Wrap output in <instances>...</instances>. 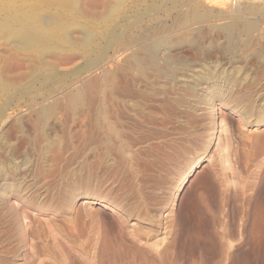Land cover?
<instances>
[{
  "label": "rangeland",
  "instance_id": "1",
  "mask_svg": "<svg viewBox=\"0 0 264 264\" xmlns=\"http://www.w3.org/2000/svg\"><path fill=\"white\" fill-rule=\"evenodd\" d=\"M24 1L28 4H25ZM55 1L38 0L36 3L37 0H22L20 3L22 2L29 7L20 8H24L23 12L31 11L40 16H55L59 20V25L68 28L74 39L60 41L59 45L56 44L58 40H54V44L60 46L59 49L50 50V52L47 50L45 51L46 54L42 56V51L36 49V53L33 50L34 47L21 48L12 42L10 37L3 35L2 38L0 35V69L4 73V77H7L6 80H9L6 85L8 89L6 88L7 90L0 93V123L19 125V131L15 129V132L13 131L14 126H12L13 129L11 128V130L14 133L12 132L9 139L21 146V150L19 148L16 155L18 165L20 168H24L21 175L30 172V174H26L30 179L28 182L30 187L35 189L39 184L42 187L39 192L41 189L43 191L40 199H38L41 207H28L31 212L41 216L35 237L28 240L26 244H22L19 255L14 257L13 264H81V259L90 254L89 247L94 239L98 241L97 245L99 246L97 247L101 248L104 237H119L120 230L128 231V228L135 222H139L140 224H138L145 228L155 227L154 229L165 231L163 223L167 220L166 216L171 213L176 216L175 234L162 233L159 236L152 234L149 237L150 242L161 239L163 236L169 240L165 238L164 241L162 240L161 248L163 250L160 248L159 252L165 253L164 256L167 258L162 259L157 264H264V233L260 235L252 227L255 225L256 216L253 220L252 217L256 215L262 197L259 195L261 194L260 191L258 193L247 188L246 193L249 197L246 193L244 195L238 193V199L232 201L228 206L230 211L228 223H226L228 229L226 236L218 235L219 237H217V234L214 235L212 232L202 236L194 234L193 230H190L193 224L189 217L190 213L186 210L187 205L189 204L190 208V203H192L191 196L201 186L200 180L208 174L212 164L214 167L215 164H218L219 168L222 167L221 156L224 154L225 144L228 145L226 148L230 154L229 158L233 168L224 171L228 173L229 179L233 180L228 184L229 191L234 192L236 191L235 188L239 189L243 186L245 173L242 174L240 171L238 156L244 150L243 148L249 149L248 143L250 141L245 138H248L247 136L251 135V132L252 134L258 131L264 132V125L256 123L257 117L252 115L249 119L253 120L252 123L245 125L244 122V126L239 118V109L242 103H239L240 108L237 107L239 108L237 109L231 103L223 104L217 101L214 116L211 109L205 108L207 112L204 114L206 110L200 106L197 107L198 105L194 103L192 110L195 114H191V118L185 115L177 117L174 116L175 114L169 117L168 135L163 139L162 137L159 138L160 135L157 134L160 128V125L157 124L154 125L155 128L153 129L155 130H152V134L146 132V137L141 136V134L134 136L132 133H128L130 132L128 113L125 111L128 110V55L134 45L131 44L130 40L140 38V40L148 41V34L145 32L148 28H154L155 32L159 30L158 34L152 36L151 39L163 36L170 38L175 47L171 52L175 56L178 55L177 57L180 59L189 58V60L194 61L196 52L193 50L194 48L190 47L189 42L201 43L210 51V53L207 51L210 54L206 57L208 62H217L228 68L229 74H238V77L246 74L248 82L254 83L256 87L262 86L263 91L259 92L253 99L258 109L263 107L264 66L261 65L258 58L252 56L254 54L251 53L252 50L250 49L245 53L242 51H236L233 54L223 53L219 44H224V36L218 30L232 19L219 20L220 15L224 12L240 11L249 5L263 7L264 0H120L119 2L116 0H99L100 2L98 0H78L80 9L78 6L75 8L70 0ZM2 2H0V9L2 10H0V19L15 16L16 11L11 3ZM116 2L120 4V9H117L112 15L109 6L117 5ZM31 4H37V6ZM7 8L8 10H6ZM194 9L197 11L209 10L215 15L213 18L211 17L212 20L200 25L205 27L208 24H213L217 29L213 31L214 33L206 34L205 32L198 35L195 28L199 26L193 25L190 26L193 28L192 34L187 36L186 31L175 28L179 22L178 19H182L180 16L183 17L184 14L187 15ZM235 19L239 22L237 18ZM258 20L261 23L260 28L263 30L262 16L258 17ZM36 23L43 25V22L40 21H36ZM165 27L167 31L166 29L163 30L164 32L161 31V28ZM6 37L8 38L6 39ZM87 37H90L91 40L85 43ZM263 38L264 35L260 43L264 45ZM27 48L30 49L26 50ZM198 62L194 61L195 64ZM240 88L242 87L240 86ZM248 94L250 93L248 92ZM200 97L199 100H203V96L200 95ZM91 104L93 107L92 110H89ZM95 105L100 106L99 111L110 108L108 116L115 113L109 117V124L99 123L98 120L91 122L92 119L96 118L95 112H91L96 111L94 110V108L97 109ZM43 106L52 107L55 111L47 119L44 130L49 135L50 140L59 142V146L48 150L45 148L46 142L44 141L45 157L41 159L31 148L37 134L34 118L36 112ZM70 106L73 107L72 109L76 107L79 110L72 111ZM118 106L125 108V114L124 111L123 113L120 112L123 108H118ZM33 110L35 111L33 112ZM224 113L226 114L224 115ZM89 116L94 118L91 119ZM222 116L226 119L227 130L222 133L223 135L221 134L219 139L217 129L220 127L219 122ZM157 119H161L160 115ZM214 119L217 124L216 136L214 135L212 138ZM93 124L96 126L94 127ZM108 125L110 127H107ZM180 126L183 129H180ZM99 128L101 133L103 130L105 131L103 136L98 132ZM3 129L5 130V128ZM7 130H9L8 133H11L10 128ZM129 134L134 138L128 136ZM108 135L111 137L105 139ZM150 135L153 137L150 138ZM99 137L101 141H99ZM169 144L174 149L170 150ZM223 144L224 147H222ZM64 147L67 149L65 148V152L58 162L61 169L59 172L53 173L55 155L58 154L60 148ZM55 149L58 151L56 152ZM211 156H213V160H209ZM202 158L205 159L199 167L193 170L197 160ZM38 164L42 168L44 167L42 172L45 173L44 176L34 174ZM253 167L255 170L256 166ZM130 174L135 176L137 183L134 185L133 182L131 183ZM3 178L4 175L0 178V183L5 181ZM254 199H256V203ZM145 201L146 204H150L143 206ZM129 203L131 205L132 203H139L146 209H140L141 206L139 205L140 208L137 207L136 210L154 214V220L145 221L136 218V216L128 219ZM237 205L238 207H236ZM87 206L88 210L95 212L93 216L84 219L86 220L84 224L75 222L73 219V216H76L75 212L79 209H83V212ZM148 206H151L150 210H148ZM170 211L172 212L170 213ZM239 212L241 213L239 214ZM244 215L246 216L244 217ZM121 216L124 217V222L118 220L121 219L118 218ZM160 219L162 226L159 224ZM195 235H197L196 238ZM171 240L176 241L174 257H172L171 252V256H169L170 254H167L169 251L164 250ZM206 241L208 245H206ZM163 242L167 243L162 245ZM31 244L34 246L32 247ZM99 250H96V254ZM154 252L152 251V254L149 253L148 255L154 256ZM97 255L99 260L101 253L99 252ZM164 256L162 255V257ZM175 256H177V260H175Z\"/></svg>",
  "mask_w": 264,
  "mask_h": 264
},
{
  "label": "bare ground",
  "instance_id": "2",
  "mask_svg": "<svg viewBox=\"0 0 264 264\" xmlns=\"http://www.w3.org/2000/svg\"><path fill=\"white\" fill-rule=\"evenodd\" d=\"M2 1H6L8 3H11L14 10L16 11V14L14 13L15 16H13V17L9 16L5 19H0V35L2 36V38H3V35L10 37L12 42L17 44L21 48H23V47H34L35 48V49H33L34 52L37 51L36 49H38V51L43 52V54L41 52L42 56L44 54H46L45 51H47V50H49L48 52H50V50L53 51V50L59 49L60 46H57L56 44L59 45L60 41H71L72 39H74L71 36V34L69 33V30L67 27L61 26L58 24L59 20L55 16H51V17H48L46 15L40 16V15H38V13H33L31 11L23 12V9L25 7L28 8L29 6L25 5V4H28V2L25 3V1H24L25 4H23L22 2L20 3V1H22V0H2ZM2 1H0V2L3 3ZM70 1L72 2V4L74 5L75 8H76V6H78V8H79V1L78 0H70ZM116 1L119 2L120 0H116ZM47 2H49V1H47ZM118 2H116L117 5H113V4L111 5L110 4L111 5V6H109L110 7L109 9H111L110 14L113 15L117 11V9H120L119 8L120 4ZM32 3H34V2H32ZM36 3H38V0ZM7 5H9V4H7ZM33 5L37 6V4H33ZM20 7H24V8H20ZM263 7H261L259 5H252V6L249 5V6L244 7L240 11L237 10L238 12L237 11L236 12L228 11V12H224L223 14L220 15L219 20L232 18L230 21H227L225 24H223L222 27L218 30L220 33H223V36H224V41H223L224 44L223 45L219 44V48L223 51V53H225V54L226 53H232L233 54L236 51H242V53H245L246 51H248L250 49V50H252L251 53L254 54L252 56L258 58L260 60L261 65L264 66V52H263L264 45L262 43H260L261 38L264 35L263 34L264 33L263 28L264 27L262 26L263 30H261V28H260L261 23L258 20V17L262 16V23H264V8ZM19 8H20V10H19ZM6 10H8V8ZM37 11H39V10H37ZM7 14H10V13H7ZM213 16H215V15H213L211 13V11H209V10L197 11L194 9L191 13H189L187 15L184 14L183 17L180 16V18H182V19L181 20L178 19L179 22H178L177 26H175V28L177 30L183 29L184 31H186L187 36H188V34H192V31H193V28H191L190 26L198 25L199 27L195 28V29H197L195 31H198V33H197L198 35H200V33L203 34L205 32H206V34H208V33L212 34V33H214L213 31L217 30L213 24H208V26H205V27H202L200 25L204 24L207 21L212 20ZM46 17H48V18H46ZM235 18H237L239 20V22L236 21ZM36 21L43 22V25L37 24ZM166 27L161 28V31H163V30L165 31ZM153 29L154 28H148L147 30H145V32L148 34V38H149L148 41L140 40V38H132L130 40L131 44H134V45L131 48V51L128 55V110H125L128 113V129L130 131L128 133H132V135H134V136H140V134H141V136L144 137L145 135L147 136V133H146L147 131L152 134L153 133L152 130H155V129H153V128H155L154 125L157 124L158 126L160 125L159 130L157 129L158 130L157 134L160 135L159 138L162 137L163 139H165V137H167V135H168L167 134V132H168L167 123L169 122V117L171 115L175 114L174 116H177V117H181L182 115H185V116L191 118V114L192 115L195 114V112H193V110H192L194 103H195L198 105L197 107L200 106V108H202V109H205V108L207 110L211 109V111L213 112V116H214V111H215L217 101H219L223 104L224 103H231V105L234 106L235 108L240 106L239 103H242V106H241L242 109L240 107H239L240 109L237 108V109H239V112H240L239 118H240V121L242 122V124L244 125V122H245V125L252 123L253 120L252 119L249 120V119L252 115H255V118L257 117L256 123H261L262 125H264V108H263L264 106L261 107L260 109H258L257 106L254 104V99H253V97H256V95H258L259 92L263 91V88L261 85L256 87L254 83L248 82L247 81L248 79L246 78V74L244 76L238 77L237 76L238 74L237 75L235 74L236 76L229 74V72L227 71L228 68L223 67V65H221L217 62H208L206 60V57H208V55H210L209 54L210 51L207 50L208 48L206 49L205 47H203L201 45V43H195L194 41H192L191 43L189 42L190 47L194 48L193 50H195V52H196L195 53L196 56L193 55L194 58L196 57L194 59V61H199L198 63L195 64L194 61L189 60V58L188 59H180L179 57H177L178 55L175 56L174 53L171 52L173 48L175 49V47L171 43L170 38L163 36L160 38H152L151 39V37L158 34V31H159V30H157L155 32ZM166 31H167V29H166ZM162 34H164V33H162ZM180 34H182V33H180ZM8 37H6V39ZM205 38H207V37H205ZM54 40H58V43L54 44ZM90 40H91V38L87 37V38H85L84 42L88 43V42H90ZM75 46H77V45H75ZM253 46H256V47H253ZM21 48H19V49H21ZM28 49H30V48H27L26 50H28ZM33 50H30V51H33ZM207 51L209 53H207ZM41 54H36V55H41ZM261 72H262V70H261ZM263 73H264V71H263ZM6 78L7 77L6 76L4 77V73L0 69V93L4 92V90L8 89L7 88L8 86H6V85L9 82V80H6ZM9 85H10V83H9ZM240 86L242 88H240ZM248 92L250 94H248ZM200 95L203 96V100H199L201 98ZM72 97H74V95H72ZM90 107H91V109H89V110H92V107H93L92 104ZM99 107L100 106H98L97 109L94 108V110H96V111H91L93 113L95 112V114H96V118L89 116L91 119L94 118V119H92L91 122L98 120L97 122H99V123L105 122L107 124L109 122L108 121L109 117L111 115L112 116L115 115V113L110 114V116H108L110 113V110H109L110 108L109 109L107 108L109 111L105 110V109L99 111L98 110ZM111 107H114V106H111ZM119 107L120 106H118V108ZM72 108L73 107H71V109ZM120 108H123V110L119 109L120 112L123 113L125 108L124 107H120ZM59 109H61V108H59ZM68 109L70 110L69 107H68ZM75 109H76V107H75ZM75 109H72V111L73 110L76 111L78 108L76 110ZM66 110H67V108H66ZM66 110H65V112H66ZM69 110H67V111L69 112ZM207 110L205 112L203 111L204 114H206ZM34 111L35 110H33V112ZM125 111H124V114H125ZM54 112L55 111L53 110L52 107L43 106L36 112L35 118L33 117L35 120L37 134L35 136L36 139H34L35 141L32 143L31 149L35 153H37L41 159H43L45 157L44 156L45 148L50 150V149L56 147L59 143L58 141L50 140V137H48L49 135L46 134V131L44 130V125H45L47 119L50 116H52ZM71 114H72V112H71ZM225 114L226 113H224V115ZM158 115H160V118H161L160 120L157 119ZM220 119H221L219 122L220 127H218V129H217V132H219V135L217 137L219 139L221 137V134L227 130L226 123H225L226 119L224 118V116H222ZM6 123L10 124L8 122H6ZM4 124H5V122L0 123V178L4 175L3 179H5V181L3 183H0V264H13L14 257H17L19 255L22 244H26L28 240L35 237V234L37 232L36 230L39 227L38 223L41 220V216H37L36 214L33 213V211L31 212L30 211L31 209H28V207L35 208V206L36 207L38 206V208H39L40 203L38 202L39 201L38 199H40V196L42 194L41 192H43V191L41 189V192H39L40 188H42L41 185H39V184H38V187H36L35 189L30 187V184H28L30 179H28V176H26V174H30V172L25 173V175H23V174L21 175L22 171H24V168H20V165H18V161H17L18 157L16 158V155L18 154L19 148L21 146H20V144L11 142L12 140L9 139L12 132L13 131L15 132V129H16V131H19V125L16 123H15V125H13L14 123H12L10 125H4ZM94 124H95V122H94ZM94 124H93V126H94ZM96 124H98V123H96ZM106 124H104V125H106ZM169 125L170 124L168 123V126ZM216 125H217L216 120L214 119L213 125H212V130H213L212 131V138H214L213 136L215 135ZM12 126H14V129ZM100 126H102V125H100ZM107 127H110V126L108 125ZM119 127H120V124H119ZM3 128H5V130ZM9 128H10L11 133H8L9 130H7V129H9ZM11 128L13 129V131L11 130ZM181 128L183 129V127L180 126V129ZM246 128H248V127H246ZM102 129H103V127H102ZM106 129L108 130L109 128H106ZM171 129H172V127H171ZM95 131H98V130L95 129ZM254 131H256V130H254ZM98 132L102 135L103 132H105V131L103 130L101 133L100 128H99ZM250 134L251 135L247 136L248 138H245V139H249L248 141H250V143H248L249 149L243 148L244 150L242 152H241V150H242L241 149L240 150L241 153L238 156L240 171L242 174H243V172L245 173V176H243L244 177L243 178L244 179L243 186H241V187L239 186L240 190L238 188H235L234 190H236V191H234V192H232V190L229 191L230 188H229L228 184L233 180H230L228 173L224 172V171L232 168L231 167L232 161L229 158L230 154H228V152H227V148H226L227 144H225V148L223 150L224 154L222 153L223 154L222 155L220 153L222 155L221 156L222 157V159H221L222 167L219 168L218 164H215V167H214V164H212L210 170H208L209 171L208 174L205 175L200 180V185H201L200 188L198 187L195 190V193L193 194V196H191L192 197V203H190L191 204L190 208L188 206L189 204L187 205L186 210H188L187 212L190 213L189 217L193 223L191 225L192 229H190V230H193L194 234H198L199 236L200 235L202 236L203 234L208 235L210 232H212V233H214V235L217 234V237H219L218 235L226 236L225 234L228 231V229L226 228V223H228L227 221H228V216H229V211H230L228 206L232 203V201H235V199H238V197H239L238 193L244 195L247 191L246 190L247 188H251L258 193H259V191L261 192V194H259V195H262V197L261 196H260L261 198L259 197L260 201H259V205H258V210L256 211V215L252 214L253 215L252 220H253L254 216H256V219H254L255 220V225H254L255 227L254 226H252V227L255 228L256 232L259 233L260 235H261V233H264V185H262L264 182V176H263L264 168H262V166L264 165V132L258 131V132L253 133V134L251 132ZM101 135H100V137H101ZM104 135H105V133H104ZM128 136H131V135L129 134ZM100 137H99V139H100ZM107 137L109 138L111 136L108 135L105 137V139ZM132 137L133 136H131V138ZM152 137L153 136L150 135V138H152ZM142 139H144V138H142ZM148 139H149V137H148ZM153 139H155V138H153ZM134 140L137 141V139H134ZM44 141L46 142L45 148H44V144H43V143H45ZM99 141H101V139ZM147 142H148V140H147ZM18 143H20V142H18ZM152 143H154V142H152ZM219 143H220V141H219ZM142 144H145V143H142ZM236 144H238V143H236ZM67 146H69V145H67ZM66 147L60 148V151L58 152L57 155H55L56 154L55 152H54L55 154L53 153L55 155V158H54V161H55V163H54L55 164V170L54 171L55 172L53 171V173H57L60 171L61 167L58 166V162H59V160H61L63 152H65L64 150ZM117 147H118V145H117ZM219 147H221V146H219ZM222 147H224V144ZM227 147H228V145H227ZM169 149L171 150L174 148L172 146H170V144H169ZM20 150H21V148H20ZM69 150H71V149H69ZM55 151L57 152L58 150L55 149ZM220 151L221 150L219 149V152ZM218 157H219V155H218ZM40 158H39V160H40ZM204 159L205 158L197 160V162L193 166V170H195L197 167H199V165L201 164V162ZM209 160H213V156L209 157ZM63 161H65V160H63ZM254 165L256 166L255 170L253 169ZM26 166H27V164H26ZM29 167H31V166H29ZM43 168L41 166H39V164H38L37 168H36L37 170L34 174L44 176L45 173H42L44 170ZM64 168H66V167H64ZM26 169L30 170L28 168H26ZM50 176H52V175L50 174ZM130 176H131V179H130L131 183L133 182V185L135 183H137L135 176H133L132 174H130ZM8 179H11V180H8ZM248 186H250V187H248ZM248 197H249V195H248ZM256 199H254L255 203H256ZM245 200H247V199H245ZM250 200L252 201V198ZM136 202H138V201H136ZM129 204H130V206H128V219L136 216V218L142 219L145 221L146 220H154V217H155V216H153L154 214H150V212H148V211H142V210L139 211V209L136 210V208L139 207V205H140L139 203H137V204L132 203V205H131V203H129ZM145 204H146V201L143 202L142 205L144 206ZM148 204H150V203H148ZM148 204H146V205H148ZM244 206H245V204H244ZM236 207H238V205ZM143 208L144 207L141 206L140 209H143ZM144 209H146V208H144ZM150 209H151V206L148 208V210H150ZM82 210L83 209L77 210L75 212L76 216H73V219L77 223L82 222L84 224L86 221L84 219L92 217L93 213H95V212H91V210H88V206L84 209L83 212H82ZM240 211H241V208H240ZM171 212L172 211H170V213ZM240 213L241 212H239V214ZM161 215H162V213H161ZM245 216L246 215H244V217ZM175 217L176 216H174L173 213L168 214L166 216L167 220L163 223L165 231H161L160 229H157V228L154 229L155 227L154 228H152V227L151 228H148V227L145 228V227L139 225L140 224L139 222H138L139 224L135 222V223H133V225L131 227L128 228V231L120 230L119 237L118 236L115 238L108 237V236L104 237V240L101 243V248L97 247V246H99V245H97L98 241H96L94 239L95 241L93 240L92 245L89 247L90 248V250H89L90 254L85 255L84 258L81 259V264H117V263H120V264H157V262L159 263L162 261V259L164 260V258H167V256L166 257L164 256L165 253L161 254L159 252V250L161 248V242H162V240L164 241L166 239V236L165 237L163 236V238L156 239L152 242L149 241V237L152 234L155 236H159V234H162V233H165L167 235H169V233H174L175 227H176L175 226L176 225L175 224ZM187 217H188V215H187ZM118 218H121V219H118V220H120V222L125 221L124 217H122V216L118 217ZM83 220H84V222H83ZM159 222L158 223L161 224L160 226H162L163 225L162 220ZM246 223H247V221H246ZM242 225H243V223H242ZM126 236L128 237V240H127ZM196 236L197 235H195V238H196ZM173 237H174V235H173ZM116 238H119V239L117 240ZM157 238H159V237H157ZM166 240H168V239H166ZM203 242H205V241H203ZM164 243H167V242H163L162 245ZM175 243H176V241L174 242V240H171V242L168 243V245L165 244L166 249L164 248L165 251H167V250L169 251V252L167 251L168 252L167 254H170V252L172 253V257H174L173 255L175 253L174 252V247L176 246ZM206 243H207V241H206ZM206 245H208V243ZM31 246L33 247L34 245L31 244ZM223 246H224V244H223ZM162 247H164V246H162ZM97 249L98 250L100 249L99 252L101 253V257L99 260H98V255H97L99 252L97 251L98 253L96 254ZM86 250H88V249H86ZM161 250H163V249L161 248ZM33 251H32V253H33ZM152 251L153 252L155 251L154 252L155 254H153L154 256H149L148 254L149 253L152 254ZM162 255L164 257H162ZM169 256H171V254ZM176 257L177 256H175V260L178 259ZM169 258H171V257H169Z\"/></svg>",
  "mask_w": 264,
  "mask_h": 264
}]
</instances>
